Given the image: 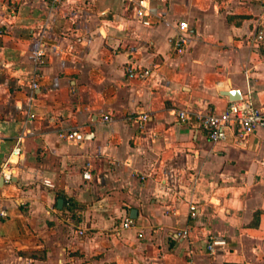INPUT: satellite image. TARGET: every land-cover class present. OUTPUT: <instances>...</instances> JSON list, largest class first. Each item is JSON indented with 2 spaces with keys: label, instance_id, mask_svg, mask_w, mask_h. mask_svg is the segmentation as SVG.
<instances>
[{
  "label": "crops",
  "instance_id": "obj_1",
  "mask_svg": "<svg viewBox=\"0 0 264 264\" xmlns=\"http://www.w3.org/2000/svg\"><path fill=\"white\" fill-rule=\"evenodd\" d=\"M230 91L264 109V0H0V264H264V129L193 121Z\"/></svg>",
  "mask_w": 264,
  "mask_h": 264
},
{
  "label": "built area",
  "instance_id": "obj_2",
  "mask_svg": "<svg viewBox=\"0 0 264 264\" xmlns=\"http://www.w3.org/2000/svg\"><path fill=\"white\" fill-rule=\"evenodd\" d=\"M189 32L190 25L188 22L182 21L178 24V33L175 40V50L178 55H183L189 46ZM258 39H263L261 33L258 35ZM136 74L140 78L148 75L146 72L134 73V71L130 70V77ZM178 117L181 122L191 124L188 112L179 111ZM140 120L145 122L148 120V117L144 115L140 117ZM102 121L109 123L113 121V117L110 114L104 115ZM193 121L206 133L212 143L225 142L229 138H233L235 141H245L259 129H264V109L255 106L249 99H244L231 102L222 113H216L211 110L197 112L194 114ZM64 137L72 143H82L85 139L82 131L76 129L66 132ZM21 153L22 147L20 143H17L11 155L20 156ZM11 176V174L5 175L7 180H11ZM84 178L86 180L91 178L88 171L84 173ZM196 212L197 208L190 206V217L192 219L196 218ZM5 216L6 212L0 211V217ZM131 226L132 221L129 219L123 223L124 228ZM184 235H188V232L185 231ZM140 236L142 237L143 233ZM227 244V240L223 237H211L208 241L207 249L210 254H215L219 247H226Z\"/></svg>",
  "mask_w": 264,
  "mask_h": 264
},
{
  "label": "water",
  "instance_id": "obj_3",
  "mask_svg": "<svg viewBox=\"0 0 264 264\" xmlns=\"http://www.w3.org/2000/svg\"><path fill=\"white\" fill-rule=\"evenodd\" d=\"M224 95H228L232 101H240V96L238 94V91H230V92H225ZM63 201L60 200L59 204H61Z\"/></svg>",
  "mask_w": 264,
  "mask_h": 264
}]
</instances>
